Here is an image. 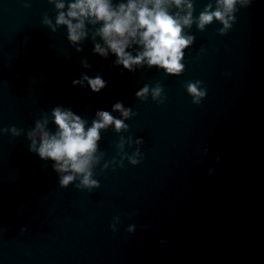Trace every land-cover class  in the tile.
Segmentation results:
<instances>
[{"label":"water","instance_id":"95a60500","mask_svg":"<svg viewBox=\"0 0 264 264\" xmlns=\"http://www.w3.org/2000/svg\"><path fill=\"white\" fill-rule=\"evenodd\" d=\"M192 3L183 31L194 41L183 72L170 75L146 64L130 72L113 65L114 54L94 53L99 23L86 22L87 35L71 42L55 0H0V130L20 133L0 131V264H264V0L238 4L224 35L215 19L196 24L216 0ZM83 74L107 86L73 84ZM196 80L207 88L198 105L185 88ZM157 83L163 103L135 95ZM117 100L133 115L126 129L100 130L99 187H77L79 177L62 187L54 161L29 151L28 133L44 120L54 133L57 106L86 128L99 109L120 118ZM137 147L141 162L123 156L121 167Z\"/></svg>","mask_w":264,"mask_h":264},{"label":"clouds","instance_id":"9594fccd","mask_svg":"<svg viewBox=\"0 0 264 264\" xmlns=\"http://www.w3.org/2000/svg\"><path fill=\"white\" fill-rule=\"evenodd\" d=\"M252 0H216V8L206 5L204 10L196 18L197 27L201 30L214 19L222 24L219 33L224 35L233 27L236 20L237 5L247 7ZM55 6L61 10L56 17V25L67 27L68 39L75 43L87 35L86 22L100 24L95 36H99L103 43L96 42L93 52L103 58L114 54L116 59L113 65H120L123 69L132 72L136 67L146 64L149 67L161 68L166 74L179 75L185 65L184 50L189 47L194 37L184 33L185 27L193 23L192 0H55ZM175 7L177 11L170 9ZM51 26L50 21H45ZM53 30H55L53 26ZM79 50V49H78ZM135 52V55H133ZM85 66H88L85 63ZM87 82L92 92H100L107 86V81L100 75L88 76L83 74L73 84ZM202 81H188L185 84L187 93L192 97V103L200 104L207 94V88L202 87ZM162 86L145 84L138 89L135 95L138 98H146L149 93L153 100L164 102L162 98ZM113 112H119L120 118L114 117L111 112L103 109L96 111V119L91 126L85 127L86 121L70 109L60 106L52 110L53 122L57 126L56 131L50 132L46 125L47 120L37 121L35 128L28 133L31 140L29 151L35 152L41 159L54 161L53 169L61 173L59 184L67 187L74 179L79 177L77 187H99V181L93 178L92 165L97 161L95 153L100 139V130L108 126H114L116 131L127 128L125 120L133 112L131 108L117 100L112 105ZM10 131L13 135H19L15 126L2 129ZM123 138L119 148H123ZM131 144L132 141L129 140ZM134 143L140 145L142 139ZM123 156H127L129 163L137 165L144 158V153L137 147L131 155L124 153L119 165L123 166ZM219 161L220 157H216ZM107 167V164L105 165ZM213 172L209 169V175ZM120 216H114L110 224L112 231H117ZM136 226L129 225L126 232L132 233ZM21 231H26L25 227ZM166 241L161 240V244Z\"/></svg>","mask_w":264,"mask_h":264}]
</instances>
